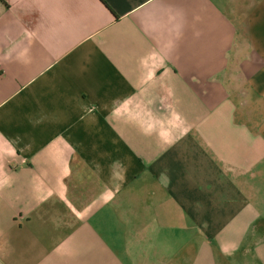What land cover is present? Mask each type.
Listing matches in <instances>:
<instances>
[{"label": "crops", "instance_id": "obj_1", "mask_svg": "<svg viewBox=\"0 0 264 264\" xmlns=\"http://www.w3.org/2000/svg\"><path fill=\"white\" fill-rule=\"evenodd\" d=\"M0 264H264V0H0Z\"/></svg>", "mask_w": 264, "mask_h": 264}]
</instances>
